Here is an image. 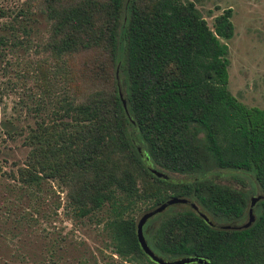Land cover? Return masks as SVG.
Wrapping results in <instances>:
<instances>
[{"label": "trees", "instance_id": "16d2710c", "mask_svg": "<svg viewBox=\"0 0 264 264\" xmlns=\"http://www.w3.org/2000/svg\"><path fill=\"white\" fill-rule=\"evenodd\" d=\"M42 11L49 23L44 47L62 62L103 49L112 82L61 96L54 111L69 118L41 119L28 130L18 181L31 187L56 177L77 217L106 203L111 213L102 227L112 251L139 264L159 263L136 240L137 202L144 210L184 195L210 221L239 223L249 196L260 193L243 227L212 225L180 203L156 212L158 223L146 230L148 217L142 230L165 258L264 264V107L242 102L226 85L227 44L218 37L232 35L231 8L214 14L211 27L193 0H46ZM72 71L68 65L70 79ZM216 167L249 186L214 180L208 173Z\"/></svg>", "mask_w": 264, "mask_h": 264}, {"label": "rangeland", "instance_id": "374dc122", "mask_svg": "<svg viewBox=\"0 0 264 264\" xmlns=\"http://www.w3.org/2000/svg\"><path fill=\"white\" fill-rule=\"evenodd\" d=\"M193 1L209 27L214 14L231 8L232 35L218 37L227 44L226 85L242 102L264 107V0ZM45 2L0 0V264H139L112 251L102 227L111 213L106 203L77 217L66 208L67 187L56 177L41 178L31 187L16 177V165L27 153L28 130L41 119L69 118L54 111L61 96H81L112 82V65L103 49L76 52L62 62L44 47L49 37ZM68 65L73 79L66 72ZM231 172L216 167L208 175L239 186ZM240 186L247 188V180ZM144 204L136 203L133 217ZM159 219L152 214L144 228Z\"/></svg>", "mask_w": 264, "mask_h": 264}, {"label": "water", "instance_id": "95a60500", "mask_svg": "<svg viewBox=\"0 0 264 264\" xmlns=\"http://www.w3.org/2000/svg\"><path fill=\"white\" fill-rule=\"evenodd\" d=\"M122 100V99H121ZM122 103L124 104L123 100ZM151 170L152 167H150ZM158 174H160L163 177L174 179L171 176L167 175L164 172L158 171ZM261 197L260 193L252 194L248 198L247 203V209H246V218L239 222V223H220L218 226L220 227H243L249 224V222L253 218V212H252V206L253 203ZM174 203H184L190 206L192 209H194L203 219H205L208 223L211 224L210 219L207 217V215L199 209L197 204L194 202V200L190 197L184 196V195H170L156 203L155 205L142 210L139 212V214L136 216L135 219V236L136 240L138 242L139 247L141 250L152 260L159 264H180L183 262H189V261H195L200 264H211L206 258L202 256H197L193 254H183L175 257L165 258L162 256H159L155 254L147 245L144 236H143V230H142V224L143 222L150 217L152 214L162 210L166 206Z\"/></svg>", "mask_w": 264, "mask_h": 264}, {"label": "flooded vegetation", "instance_id": "af4514ba", "mask_svg": "<svg viewBox=\"0 0 264 264\" xmlns=\"http://www.w3.org/2000/svg\"><path fill=\"white\" fill-rule=\"evenodd\" d=\"M221 222H219V221H216V220H212L211 221V224L212 225H218V224H220ZM143 229V228H142ZM145 230V229H144Z\"/></svg>", "mask_w": 264, "mask_h": 264}]
</instances>
